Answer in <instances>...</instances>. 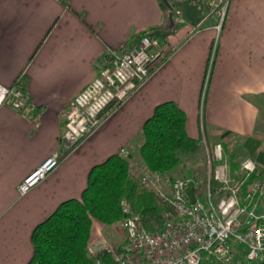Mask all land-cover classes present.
Wrapping results in <instances>:
<instances>
[{"label": "crops", "instance_id": "0c3cea01", "mask_svg": "<svg viewBox=\"0 0 264 264\" xmlns=\"http://www.w3.org/2000/svg\"><path fill=\"white\" fill-rule=\"evenodd\" d=\"M168 1L181 9L184 24H170L163 0H0V84L21 79L25 94L20 110L0 103V264H26L34 226L62 200L81 196L94 164L120 152L134 167L143 123L162 101L174 100L185 111L189 135L201 137L203 128L208 141L228 151L237 146L264 167V0L226 3L202 124L217 17L212 0ZM149 28L166 43L167 56L93 133L72 149L61 148V111L99 64ZM58 148L57 166L20 193L18 184ZM258 210L264 213V200ZM94 220L90 251L106 245L117 259L125 233L104 236L103 222Z\"/></svg>", "mask_w": 264, "mask_h": 264}, {"label": "built area", "instance_id": "2783aa9c", "mask_svg": "<svg viewBox=\"0 0 264 264\" xmlns=\"http://www.w3.org/2000/svg\"><path fill=\"white\" fill-rule=\"evenodd\" d=\"M225 7L226 0L218 12L217 30ZM170 10L174 23L184 21L175 6ZM136 39L130 47L113 52L99 64L95 77L61 111V148L72 149L82 138L93 133L107 111L127 98L167 56L166 43L160 38L143 34ZM216 46L217 39L211 46L201 96ZM24 99L18 80L11 86L0 84V103L20 110ZM200 118L202 124L201 109ZM201 141L208 158L203 188L192 177H174L151 170L138 160L133 162L139 180L153 188L170 208L162 212V226L149 230L140 215L123 199L120 206L123 216L118 224L125 231V241L121 255L113 264H234L236 254L244 257L243 260L236 259L239 262L264 259V213L257 211L258 202L264 200V167L261 170L254 159L245 157L240 162L238 174L233 175L227 163L222 162L221 142L211 145L203 128ZM211 155L219 161L213 166ZM60 159V149L53 150L18 184L19 192L24 193L39 182ZM214 180L218 182L217 186L213 185ZM190 189L193 190V201L189 196Z\"/></svg>", "mask_w": 264, "mask_h": 264}, {"label": "trees", "instance_id": "16d2710c", "mask_svg": "<svg viewBox=\"0 0 264 264\" xmlns=\"http://www.w3.org/2000/svg\"><path fill=\"white\" fill-rule=\"evenodd\" d=\"M143 34L152 35V29L142 30L137 39ZM185 119V111L174 100L158 103L143 123L137 160L151 170L173 176L200 145L199 137L187 133ZM223 149V159L227 158L231 170L236 169L234 154L226 153L225 146ZM134 168L120 152L94 164L81 196L62 200L34 226L31 233L34 251L26 264H113L116 259L107 246L90 251V229L93 219H97L123 235L125 231L117 223L123 216L120 207L123 199L140 215L146 229L161 227L162 212L170 204L143 184ZM217 184L214 180L213 185Z\"/></svg>", "mask_w": 264, "mask_h": 264}, {"label": "rangeland", "instance_id": "374dc122", "mask_svg": "<svg viewBox=\"0 0 264 264\" xmlns=\"http://www.w3.org/2000/svg\"><path fill=\"white\" fill-rule=\"evenodd\" d=\"M224 1L225 0H212L211 1V7L214 8V16L217 17V20L216 22L218 23V20H219V11L222 9V6L224 5ZM228 2V0H226V3ZM176 8L180 11L181 15L183 16L182 14V11L179 7L176 6ZM167 10H170V8L167 7ZM224 15H225V12L222 16V19H221V25L223 24V20H224ZM184 18V21L181 22V23H174V24H184L185 21H186V18L183 16ZM168 20V18H167ZM215 22V23H216ZM216 23V24H217ZM220 30V28H219ZM219 30H217L214 34V38L213 40L215 41L218 37V33H219ZM163 36V34L161 35ZM166 36H164L163 39H166L165 38ZM216 38V39H215ZM211 53V51H210ZM212 69V68H211ZM210 74L211 72L209 73V77L207 79V83L209 81V78H210ZM207 87V85H206ZM206 87H205V90H204V95L201 96V100H200V109L201 111L203 110V105H204V101H205V96H206ZM203 90V89H202ZM200 138V145H199V148L197 149L196 153H192L191 156L189 157V159L182 165H179L178 168L176 169V171L173 173V176L174 177H192L194 178L197 182H199V185L201 188H203V183H204V180L206 178V173H207V170H208V158H207V151L201 141V137ZM208 140V139H207ZM209 143L214 144L216 142H220V141H208ZM222 144V143H221ZM227 148V151L226 153H229V154H234V161L236 162V169L234 170H231L230 166H229V162L227 160V158L223 159L222 162H226L227 163V166L230 170V172L233 174V175H237L238 174V170H239V165H240V162L243 158L245 157H249L251 159H253L251 156H246V155H243V153L241 151H239L237 149V146H233L232 150L231 151H228L229 147L225 146ZM211 149V148H210ZM222 150H223V154H224V149H223V144H222ZM224 157V156H223ZM217 160H214L213 159V155H211V158H210V163H211V166H213L214 164L218 163L219 161ZM262 170V167L260 168ZM184 175V176H183ZM257 211L259 212L258 208H257ZM94 222H99V220L95 219ZM118 223V221H117ZM103 235L104 236H107V237H116V238H121V234L120 233H117L110 224H102V228H101ZM107 240V239H106ZM105 240V242H106ZM123 242V241H122ZM104 244V242H103ZM240 253V252H239ZM236 259H239V260H243L244 257L242 256V254H236L234 256V260H233V263L234 264H245L246 262H239L238 260ZM239 262V263H238ZM257 262L259 261H251L249 262L250 264H256ZM208 264H211L210 262H208Z\"/></svg>", "mask_w": 264, "mask_h": 264}, {"label": "water", "instance_id": "95a60500", "mask_svg": "<svg viewBox=\"0 0 264 264\" xmlns=\"http://www.w3.org/2000/svg\"><path fill=\"white\" fill-rule=\"evenodd\" d=\"M163 2L165 3V5L168 8L172 7V5L169 3L168 0H163ZM168 19H169L170 24H172L173 23V18H172V11L171 10L168 13ZM189 196H190V199L193 201L194 200V194H193V190L192 189L189 190ZM256 264H264V259L260 260Z\"/></svg>", "mask_w": 264, "mask_h": 264}]
</instances>
